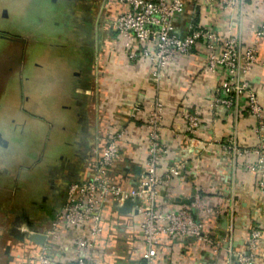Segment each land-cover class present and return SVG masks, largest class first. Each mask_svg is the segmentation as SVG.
Returning <instances> with one entry per match:
<instances>
[{
	"label": "crops",
	"instance_id": "crops-1",
	"mask_svg": "<svg viewBox=\"0 0 264 264\" xmlns=\"http://www.w3.org/2000/svg\"><path fill=\"white\" fill-rule=\"evenodd\" d=\"M57 1L67 10L71 19L67 31L76 43L70 50L78 66L70 73L78 76H69L71 93L63 101L70 107L71 118L56 125L49 135L43 124L27 122L25 129L29 134L21 140L16 133L21 131L23 118L20 116L18 124L10 121L18 110L6 107L9 91L1 94L5 106L2 131L8 150L0 149V168L8 169H0V264H35L42 245L30 238L46 234L52 213L64 206L72 183L94 177L99 154L108 138L121 127L127 128L129 134L119 143V159L107 176L126 190L138 189L148 160L145 116L157 97L165 105L161 138L167 149L158 175H169L157 208L178 209L199 194L208 206H232L234 219L231 244L223 243L220 254H214L209 247L163 239L156 264H228L227 249L231 246L237 252H245L254 226L262 229L264 242V191L259 186L262 178L247 170V165L257 160L253 150L264 147V131L256 134L259 121L247 115L242 105L232 110L212 107L216 90L224 84V73L209 71L203 49H196L190 57L170 64L157 90L150 76L151 65L147 61L132 64L115 38L113 25L119 7L107 0ZM228 1L233 2L230 7L215 0L186 1L185 11L176 21V31L184 36L194 24L228 38H239L245 44H258L260 64L250 78L264 123V39H256L264 21V0ZM135 106H139V112ZM186 110L199 116L201 127L196 140L187 134V124L181 118ZM47 136L51 137L49 143ZM233 144L250 153L236 155L224 149ZM142 207L141 202L122 206L114 201L107 203L98 264L143 262ZM21 209L30 215L32 227L17 219ZM194 218L205 225V231L214 235L217 242L229 233L226 217L205 218L197 212ZM87 235V229L65 231L54 248L60 264H73L75 240Z\"/></svg>",
	"mask_w": 264,
	"mask_h": 264
},
{
	"label": "built area",
	"instance_id": "built-area-1",
	"mask_svg": "<svg viewBox=\"0 0 264 264\" xmlns=\"http://www.w3.org/2000/svg\"><path fill=\"white\" fill-rule=\"evenodd\" d=\"M186 1L188 0H107L109 4L120 8L113 26L116 39L124 47L128 60L132 64L147 61L151 65L152 83L159 90L160 82L174 60L186 59L196 49L202 48L207 59L206 68L211 72L220 70L225 75L223 86L216 90L212 107L223 106L232 110L242 105L247 115L259 121L256 134L263 133V111L250 78L254 68L260 64L258 44H245L239 38H228L194 24L184 36H180L176 31V21L183 15ZM215 1L226 7L233 4L228 0ZM256 39H264V21L256 33ZM164 111L165 105L157 97L146 113L148 160L138 189L126 190L112 183L107 176V171L119 159V143L129 134L127 128L121 127L108 138L106 147L99 154L95 162L94 177L90 181L70 185L66 203L53 213L51 226L44 235L47 242L35 257V264H58L54 248L65 231L85 229L88 235L75 240L76 258L72 263L98 264L97 250L103 234V211L109 201L116 202L118 206L129 202L144 204L141 209L144 217L143 262L138 264H156L163 239L193 247H209L216 255L224 250L223 243L231 244V224L234 219L232 206L211 207L204 204L201 196L196 194L193 201L178 209L161 211L157 208L163 185L169 179L168 174L158 175L161 158L167 153L161 138ZM136 112H139V106L136 107ZM181 118L187 124V134L192 136V140H196L201 127L198 114L186 110L182 112ZM224 149L231 150L236 155L250 153L234 144L225 145ZM253 154L257 160L247 165V170L262 178L259 186L264 191V147L256 148ZM197 212L205 218L226 217L230 224L226 237L217 242L214 235L205 231V225L195 220ZM262 234L263 231L258 226L251 229L245 252H237L230 246L227 249L228 264H258L259 261H264Z\"/></svg>",
	"mask_w": 264,
	"mask_h": 264
},
{
	"label": "flooded vegetation",
	"instance_id": "flooded-vegetation-1",
	"mask_svg": "<svg viewBox=\"0 0 264 264\" xmlns=\"http://www.w3.org/2000/svg\"><path fill=\"white\" fill-rule=\"evenodd\" d=\"M6 1L8 2L1 7L0 15L2 19L9 20H12V17L16 16L13 20L21 24L20 36H13V38L11 37L10 39L13 43L19 44V48L21 46L22 49L19 51L20 53L22 51L20 58L21 70L23 69L24 71L27 69V73L30 74L29 76H19V84H22L24 94L27 88V105L26 107L23 105L22 111L20 112L23 122L21 124L19 137L21 140L26 139L29 130H26L25 127L27 122L32 121L43 124L48 129L49 135V132H53L56 129V125L60 123L65 124L71 118L68 112V110L70 111V107L63 104L64 99L66 100L71 93H69V76H78L76 72L70 73L71 69L78 66L77 60L70 50L74 45L76 46V43L74 39L69 37V32L67 31V22H70L71 19L64 14V18L58 26L53 17L49 16L46 19L42 18L38 20L28 28H23L21 11L24 9V4L23 6L20 4V7L15 11L14 2L10 0ZM49 1L58 6L57 0H54V2L51 0ZM56 25L58 27H56ZM42 45L48 46L47 48L50 50L49 54L44 53ZM28 51L32 52L30 60ZM38 69H46L49 73L59 71L61 75L37 76L36 71ZM6 80H8L7 77L0 76V98L5 90ZM27 94H30L29 97H27ZM3 114L0 115V133L3 139L6 140L2 131V125L4 124V120L2 119ZM38 116L46 119V121L39 119ZM50 138L47 136V142ZM6 148L0 145V149ZM24 216L29 217L30 223L33 224L26 209H21L17 215V219L25 222Z\"/></svg>",
	"mask_w": 264,
	"mask_h": 264
},
{
	"label": "rangeland",
	"instance_id": "rangeland-1",
	"mask_svg": "<svg viewBox=\"0 0 264 264\" xmlns=\"http://www.w3.org/2000/svg\"><path fill=\"white\" fill-rule=\"evenodd\" d=\"M15 4V11L20 7V4H24V9L21 11L22 13V26L23 28H28L32 24H35L40 19H46L49 16H52L55 23L58 26L61 24V20L64 18V14L66 15V8L62 4L56 6L52 4L49 0H10ZM54 2V0H51ZM6 0H0V11L1 7L6 4ZM18 6V7H17ZM13 9V7H12ZM16 16L12 17V20L2 19L0 15V76L7 77L8 80L5 81V92L9 91V95L7 97V105L6 107L15 108L18 110L15 117H11L10 121L15 120V124H18L20 121L21 111L23 105L26 107V91L24 94V89L22 84L20 85L19 76H29L27 73V69L23 71L21 70L20 58L21 53L19 52L21 48H19V44H15L11 41V37L20 36V23L14 21L13 19ZM75 23V22H74ZM56 25V27H58ZM24 30V29H23ZM25 31V30H24ZM59 31V30H58ZM42 49H44L45 54H49L50 50L47 48L48 46L42 45ZM20 53V55H19ZM32 52L28 51L29 60L31 59ZM37 76H60L61 72L53 71L51 73L46 69H38L36 71ZM22 92V93H21ZM23 95V96H22ZM30 94H27L29 97ZM2 97L0 98V115L4 113L5 106L1 102ZM8 109V108H7ZM5 114V113H4ZM4 114L2 116H4ZM39 119H46L38 116ZM3 119V118H2ZM1 120V118H0ZM4 120V119H3ZM9 121V120H8ZM41 121V120H40ZM19 134V133H16ZM12 153H16L12 151ZM0 169H8V168H0ZM12 173L15 174L17 170V166L12 168ZM12 177V176H11ZM6 195V194H5ZM0 200H2L0 198Z\"/></svg>",
	"mask_w": 264,
	"mask_h": 264
},
{
	"label": "water",
	"instance_id": "water-1",
	"mask_svg": "<svg viewBox=\"0 0 264 264\" xmlns=\"http://www.w3.org/2000/svg\"><path fill=\"white\" fill-rule=\"evenodd\" d=\"M0 145L6 148L8 146V143L6 140L3 139L2 134L0 133ZM25 222L28 224L29 227H32L33 224L30 223L29 217L24 216ZM32 242H35L36 244L42 245V247L46 244V236L42 235H34L31 238Z\"/></svg>",
	"mask_w": 264,
	"mask_h": 264
},
{
	"label": "trees",
	"instance_id": "trees-1",
	"mask_svg": "<svg viewBox=\"0 0 264 264\" xmlns=\"http://www.w3.org/2000/svg\"><path fill=\"white\" fill-rule=\"evenodd\" d=\"M115 38H116V33H115ZM52 217H53V213H52Z\"/></svg>",
	"mask_w": 264,
	"mask_h": 264
}]
</instances>
